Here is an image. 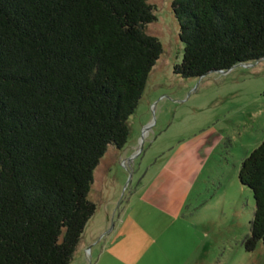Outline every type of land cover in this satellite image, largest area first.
<instances>
[{
	"label": "trees",
	"instance_id": "trees-1",
	"mask_svg": "<svg viewBox=\"0 0 264 264\" xmlns=\"http://www.w3.org/2000/svg\"><path fill=\"white\" fill-rule=\"evenodd\" d=\"M183 77L264 59V0H172ZM147 0H0V264H70L94 170L122 149L163 46ZM264 97V91H263ZM237 177L264 244V137Z\"/></svg>",
	"mask_w": 264,
	"mask_h": 264
},
{
	"label": "rangeland",
	"instance_id": "rangeland-1",
	"mask_svg": "<svg viewBox=\"0 0 264 264\" xmlns=\"http://www.w3.org/2000/svg\"><path fill=\"white\" fill-rule=\"evenodd\" d=\"M147 1L155 6L156 18L146 28L161 41V56L128 118V141L119 151L110 145L94 170L89 198L97 208L70 264H168L157 260L159 251L174 256L172 264H264L261 241L251 252L243 245L255 199L237 177L241 161L264 137V59L183 77L173 69L184 50L173 2ZM164 167L187 171L192 181L185 188L188 196L177 198L188 220L170 229L158 244L153 243L159 238L155 221L140 211L149 206L142 199L147 189L163 197L169 189L164 173L156 175ZM115 210L121 219L117 213L114 217ZM120 220L125 221L121 229L104 232ZM102 234L90 259L89 243Z\"/></svg>",
	"mask_w": 264,
	"mask_h": 264
},
{
	"label": "crops",
	"instance_id": "crops-1",
	"mask_svg": "<svg viewBox=\"0 0 264 264\" xmlns=\"http://www.w3.org/2000/svg\"><path fill=\"white\" fill-rule=\"evenodd\" d=\"M131 149L134 150L135 148L134 147L132 148V146H131ZM116 150L119 151L121 149L116 148ZM189 165H191V164H189ZM178 170H179V168H178ZM177 171H172V170H170V168L164 167V169L162 168V170H160L156 174V175L159 174L158 176H160V174L164 173L162 176V179H164L167 183H169V184H167L169 189H165V191L163 190L165 192L164 197L161 196V193L159 191H156V190L152 191L150 189L149 190L147 189V191H145L146 195H144V196L146 199H144V197H142V199L144 201L148 202V205L151 206V208L149 206H147V208L140 211V214L147 213L152 218V220L155 221L154 226H155V229H157L155 235H157L159 237V238H155V240H153V243L161 244L157 240L161 239V241H162L163 238H166V234L168 233V231L170 229H173L176 227L177 224L184 223L185 221L188 220L189 216L187 214H185V215L181 214V212L183 211V203H179V199L182 198V200H183L184 198H186V196H188L185 188L188 185V181L189 182L192 181V177H191L190 173H187V171H186V173H179ZM178 197H179V199H177ZM160 198L162 199V201L160 200ZM180 201H181V199H180ZM124 212H126V211H124ZM115 213L119 214V215H117L118 218H120V219L122 218L120 212L118 213V211H116V210L113 213L114 217L116 216ZM108 217H109V219H111V215H110L109 211L107 212V218ZM124 223H125V221L120 220V223H118V224L115 223L113 226H111L112 227L111 230L105 231L106 230L105 226H104L105 229H103V230L106 234H108L110 231L114 230L115 227L121 229V226H123ZM101 228H103V227H101ZM100 236H101V234H100ZM104 236L105 235H103V238L99 237V239L97 241H95V238H93L92 243L91 244L89 243L88 248H89V254H90L89 258L90 259L92 258L93 251H96L97 247H99V243L101 242L100 240L104 239ZM102 247L103 248L101 249V252L103 249H105L104 246H102ZM83 248H82V253H83V250L85 249V248L84 249ZM101 252H100V254H101ZM159 252H160L159 253L160 255L159 254L157 255L158 256L157 260L161 259L164 262L166 261L168 264H172L171 261L174 259V256H171L169 254L163 255L162 251H159ZM116 255H118V254H116ZM80 256L81 257L83 256L84 260L86 258V261H87V257L85 255L82 254ZM101 256L102 255L98 256L97 261L101 258ZM78 263L80 264L81 262L79 261Z\"/></svg>",
	"mask_w": 264,
	"mask_h": 264
}]
</instances>
